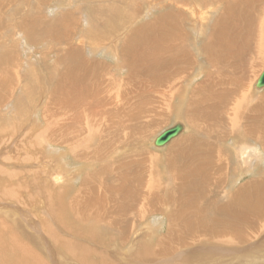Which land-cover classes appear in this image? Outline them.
I'll use <instances>...</instances> for the list:
<instances>
[{
    "label": "bare ground",
    "instance_id": "6f19581e",
    "mask_svg": "<svg viewBox=\"0 0 264 264\" xmlns=\"http://www.w3.org/2000/svg\"><path fill=\"white\" fill-rule=\"evenodd\" d=\"M200 1L205 6V2L209 0ZM213 1L219 4L229 2L227 0ZM49 3L50 0H36V2L33 0H0V108L15 95L18 88L21 91V96L17 101L19 106L16 108L18 114L19 111H28L27 106L22 110L23 101L28 97L27 94H37L40 98L45 92L48 94L49 102L45 107L47 110L44 115L48 129H45L46 134L39 135L41 139L48 141L47 143L60 141L59 143L71 152L75 161H83L88 168L99 165L96 171L90 172L82 184L80 203L76 200L78 205L73 204L74 217L84 221L93 218L102 222L107 231L116 228L122 236L126 234L128 223L123 221L125 218L113 219L112 216L135 212L140 213L139 216L142 219L156 212L165 217L169 216V221L172 220L170 229L176 223V226H181L190 233L200 231L202 235H219V233L228 235L231 232H240L243 227H247L250 228L253 239H257L255 237L261 233L258 229H264V221H258L259 218L264 217V166L261 165L264 155L259 152L257 155L260 146L264 152V93L253 94L252 83L264 63V23L260 26L259 32H257L253 17L243 18L244 20H240L239 25L223 20L213 25L210 24L211 18L206 17V10L202 6H196L191 9L192 13L189 15L191 23L195 26L193 29L200 32L203 28L205 33L202 34L208 36V38L205 36V44L202 47L197 43V41L200 42L199 37L203 38L199 34V36L195 35L196 39L190 45V50L187 48L185 43L187 38H185L181 21L175 25L176 28L172 29L175 38L172 36L165 39L158 38V36L151 39L147 35L138 39L140 36L135 34L137 32L130 36L127 35L119 56L123 58L124 53V58H127L126 49L133 50L130 54L136 56L126 59L127 62L124 59L121 60L125 62L122 64L123 67L126 65V68L128 66L135 69L137 66L135 63H139L138 66L141 69L138 71L142 70L144 71L142 74H148L145 73L147 68L145 69L137 59V56L141 57L138 53L143 54L145 49L148 53H152L150 59L156 58L159 61L158 64L152 62L149 68L157 67L156 71H153L156 74H149L153 82L154 93L148 95L137 87L141 84L151 86L147 83L148 79L144 81L143 78L136 76L139 73L135 76L130 73L128 80L124 81L122 76L118 77L116 73H111V69L106 65L81 57L82 49L86 45L82 43L76 47L72 44L71 34L74 32L72 28L76 27L77 23H73L68 17L71 18L73 13L71 15L68 12L64 13V19L61 20L49 19L44 10H49L46 8ZM164 19H160L159 28L164 29ZM57 24L58 28H56ZM153 25L151 27L155 28ZM148 28L150 27L142 30L148 32ZM175 29L178 30L177 33ZM209 30L210 33H208ZM35 35H37L36 38ZM54 40L60 44L57 52L59 61L55 67L52 65L48 76L49 83H46L43 77L44 72H37V66L34 63L28 64L26 69L22 68L24 62L21 63L18 60L21 57L20 48L23 43L22 48L25 53L27 51L31 53L37 49L45 50L51 47ZM165 40L170 41L165 44ZM140 41H142L141 44L136 43ZM33 44L37 48L33 47ZM40 44L42 46L39 47ZM43 46L48 47L44 49ZM162 46H168L167 51L159 53V47ZM101 47L108 51L112 48L110 44H95L93 49L97 51ZM62 48H64L63 51ZM174 49L175 53H173ZM109 53L113 55L112 52ZM46 56L43 57L46 59ZM202 56L206 62L202 60ZM114 57L117 60V57ZM163 57L166 59L163 60ZM122 66L118 61L116 70L120 75L124 72ZM179 66L183 68V74L182 70L178 69ZM21 71L24 75H21ZM46 71H48L47 68ZM205 75V79L192 89L195 85L194 80ZM186 77L190 78L187 83H183ZM135 79L140 81L137 82ZM46 90L49 91L46 92ZM177 99L179 100L176 103ZM36 100L39 101V99ZM172 105L176 106L175 117H183L192 125L199 127L200 134L208 123L218 124L220 127L217 129L213 127L207 131L205 137L207 141L200 140L201 135H195L174 145L166 155L170 168L162 171L163 176L159 172L157 157L148 153L144 146L146 135L163 125L165 121L163 114H166L167 109ZM41 106V104L36 105L35 111L38 112L35 114L33 112V121L31 114V117H28L30 120L21 125L20 122H14L15 126H12V129L17 130L19 127V133L18 131L16 133L20 134V131L30 128L32 132L31 130L27 132L34 134L37 129L29 125L35 126V123L39 122L37 116L41 112ZM184 125L187 127L185 123ZM232 134H236L234 139L236 142L239 140L253 142L257 151L252 148L239 151L238 147L233 145L234 157L224 152L220 147H223L224 140L233 136ZM65 151V154L60 153L59 156L49 151L45 156L50 158L55 167L65 168L68 161H66L67 164L62 162L70 154ZM236 157L237 162L243 168L246 170L250 168L251 172L257 171V173L254 179L241 186L235 194L227 195L225 187L228 185L226 182L228 175L225 174H228V166L226 164L230 159L235 160ZM42 164L45 169L50 166L45 162ZM75 171L70 169L67 174H74ZM240 173L239 178L242 174H248L247 171H240ZM74 175L76 177V174ZM161 178L167 179V183H163ZM63 179L65 180L63 176L56 175L53 181L57 183V186H62L65 192L73 191L75 187L74 183H71L76 178L72 182L68 181L70 180L68 177L67 182H63ZM76 201L74 203H77ZM121 222L123 225H120ZM159 225V223L153 224L150 228L151 232H154L155 227ZM173 234L169 231L168 241L172 243L183 241L178 232ZM245 238V236H239L238 233L233 237L240 242ZM195 239H193L194 243ZM125 242L126 240L122 239L121 244L124 245ZM130 247L127 250L128 253ZM84 249L88 251L87 248ZM69 250L74 252L72 249ZM78 254L81 253L78 252ZM87 256L80 255L81 260H89ZM122 257L120 260H124Z\"/></svg>",
    "mask_w": 264,
    "mask_h": 264
},
{
    "label": "rangeland",
    "instance_id": "374dc122",
    "mask_svg": "<svg viewBox=\"0 0 264 264\" xmlns=\"http://www.w3.org/2000/svg\"><path fill=\"white\" fill-rule=\"evenodd\" d=\"M33 1L36 2V0ZM195 1L196 0H50V3L47 4L46 7L49 8V10H44L45 14H48L49 19L56 20L64 19V13L66 12L70 13V15L73 13L71 15V18L73 19H71L70 16L68 17L70 21L75 24L77 23L76 25L74 24L76 27L73 26L74 28H72L74 32H71V36L73 37L72 44L76 47L82 43H85L86 45V47L82 49L81 57L92 62H99L102 63V65H106L111 69V73H116L118 77L122 76L121 78L124 81L128 80L130 73H133L132 75L134 76L139 73V75L136 76L141 79L143 78L144 81L148 79L147 83L151 86L141 84L137 87H140L146 94L152 95L154 93L152 89L153 82L149 74H156L153 71H156L157 67L155 66V69L149 68H151L152 62L158 64L159 61H157L156 58L153 60L150 59L152 53H148L146 49L142 52L143 54L137 49V53L139 52L138 54L141 55V57L137 56V59H139V61H137L141 62L145 69L147 68L145 73L148 74H142L144 73L142 70L138 71V69H141V67L139 68L138 66L139 63H135L137 65L135 69L128 66L126 68V65L123 67L122 64L125 62H121V60L124 59V61L127 62L129 58H134L133 56H136H132L130 53L133 50L130 51L129 49H126L127 58H124V53L123 58L119 56L121 53L119 51L123 49L122 45L126 41V38L128 37L127 35L130 36L134 34V32H137L135 34H138V37L140 36L138 39L147 35H149L148 37L151 39L158 36V38L163 37L165 39L172 36L175 38L172 29L181 21L186 35L185 38H187V41H185L187 48L190 50V45L194 42L193 40L196 39L195 35L199 36V34L203 36V38L201 39V37H199L200 42L197 41V43L198 46L202 47L208 36L205 35V37L203 35L205 33L203 28L200 29V32L194 30V23L192 24L190 19L192 13L191 9L196 6H202L206 10V17L211 18L212 21L210 24L213 25L222 20L224 22L239 25L240 20L243 21L244 19L253 17L257 32H259L261 30L260 26L264 23V0H227L229 2H221L220 4L215 3L216 1L209 0L205 2V6H203V3L200 0H197V2ZM69 10L73 12H70ZM209 11H211V13H209ZM8 15H10V13H8ZM161 18H165L163 22L164 29L159 28V21ZM151 25L155 26V28H152ZM146 27H150L148 28V32L142 30ZM56 28H58V24ZM175 31L176 33L178 32L176 29ZM90 32H92V34ZM208 33H210V30ZM179 36L181 35L179 34ZM36 37L37 35H35V38ZM169 41L170 40H165V44ZM141 42L142 41L136 43L141 44ZM90 44H92V46H90ZM95 44H110L112 48L108 51L101 47L99 50L94 51L93 46ZM23 45L24 44L21 43V57L18 59L21 63L24 62L22 68L26 69L28 64L34 63L35 66H37V72H44V75L43 73L42 75L45 78V82L49 83L48 76L50 75L52 65L55 67L59 61L57 52L60 44L54 40L51 47L48 49H45L48 46H43L45 50L37 49L33 50L31 53L28 51L25 53L22 48ZM38 46L40 47L42 44ZM33 47L37 48L35 44H33ZM167 47L168 46L159 47V53L167 51ZM63 50L64 48H62V51ZM109 52H112L113 55L117 57V60ZM134 52L136 51L134 50ZM173 53H175V49L173 50ZM44 55H47L46 59L43 57ZM165 59L163 57V60ZM115 60L117 62H115ZM202 60L206 62L203 56ZM27 61H29V63H27ZM118 61H120L124 71L121 75L116 70ZM180 67L181 66H179L178 69L182 70L181 73L183 74V68ZM207 67L208 66L206 65V68ZM46 68L48 71H46ZM124 69H127L128 71L126 72ZM205 70L206 69L203 67V71ZM263 70L264 63H262L260 70L252 83V93L255 95L264 93V88L259 90L255 87ZM21 75H24L23 71H21ZM205 77L206 75L194 80L193 83L195 85L192 86V89L203 81ZM189 78L190 77H186V80L183 83H187ZM135 80L137 82L140 81L139 79ZM41 82L44 81L41 80ZM156 86L157 85H155V87ZM47 91L49 90H46V92ZM20 92V88H18L15 91V95L6 102L8 104L5 106V103L0 108V137H2L0 138V264H264V229L259 227V229H257L260 230L261 233L255 237L257 238L255 240L253 239L254 237L251 230H249L250 228L247 227H243L240 232H231L228 233V235H222L220 233V236L218 234L202 235L200 231L190 233V231H186L185 228H181L180 225V227L176 226V223H174L172 227L173 230L170 229L169 226L172 224V220L169 221L170 219L167 215L165 217L156 212H152L141 219L139 216L140 213L133 212L126 215L112 216L113 219L121 217L125 218L123 221L128 223L126 225V234L121 236L119 235V230H116V228L107 231L102 222H98L93 218L87 220V222L78 217H74L72 209L74 206L78 205L82 184H84L83 182L86 181L90 172L96 171L97 167L99 168V165H97V167L95 165L94 167L88 168L86 167L88 165H84L83 161H75L76 159L74 156L64 148L65 146L59 143L60 141L49 143H47L48 141H43L40 136L44 133L46 134L47 132H45V129H48L44 117L47 110L45 107H47V104L49 103L47 99L48 94L44 92L43 96L41 95L40 98L37 97L39 96L37 94H27L28 97L23 101L22 110L27 106L28 111H19L18 114L16 108L19 106L17 101L21 96ZM36 99H39V101ZM178 100L179 99L175 100L176 103ZM39 104L42 105L41 114L39 113L37 116L39 122L35 123V126L29 125V127L37 129V131L34 132V134H29L27 132L28 130H31L30 132H32V129L29 128L25 131H20V134H17L19 133V127L17 130H15V128L12 129V126H15L14 122H20L21 125L25 121L30 120L28 117H31V114L33 121V112L34 114L38 112L35 111V107ZM175 110V105L170 106L169 109H167L166 114H163L165 115L163 125L146 135L144 147L148 153L157 157L159 172H161V175L163 176L164 173L162 174V171L170 168L169 162H167L168 157L166 155L174 145L195 135H201L202 137H200V140L207 141L205 140L207 131L213 127L216 129L217 127H220L218 124H213V126L208 123L207 127L202 131L204 133L201 132L200 134L199 127L196 125L194 126V124L192 125L183 117H175ZM16 116L18 117L17 119ZM178 123L183 125L185 123L187 125V127L184 125L186 127L184 133L164 149L154 147L153 142L155 138L164 130L171 128ZM8 133L10 134L8 135ZM232 135L233 136L224 140L225 143L223 144V147H220L224 152L229 153L230 156H232V152H234L233 145L238 147L239 151L245 148H252L257 151L253 142H244L241 140L236 142V140H234L236 134ZM2 139H4V142L1 141ZM8 146L9 148L12 147V149H9ZM48 148L49 150H47ZM62 150H66L65 152L68 154L70 153L69 156L66 154L67 159L63 160V162L61 161L65 164H67L66 161H68L67 167H65L66 169L58 166L55 167L54 164L52 165L50 158L45 156L48 155L49 151L54 152V154L58 156L60 153L65 154ZM258 152L264 155L261 146L257 151V155ZM40 159L42 160L41 162ZM230 161L226 164L228 166V174H225L226 176L228 175L226 181L228 182V185L225 187L227 195L235 194L241 186L254 179V175L257 173V171L254 173L253 171L251 172L250 168H247V170L246 168H243V166L237 162V157L235 160L230 159ZM44 162L50 165L47 169H45L42 164ZM261 165L264 166V161ZM70 169L76 170V173H74L76 174V177L72 173L69 175L67 174ZM240 171H247L248 174H242L241 178H239L238 175L241 174ZM56 175L63 176L65 178V180L63 179V182H67V177L70 179L68 180L69 182H72V180L76 178V180L71 183H74L73 186L75 189L73 191L70 190L69 193H67V191L65 192L62 186H57V183L53 181ZM161 180L163 183H167V179L161 178ZM224 180H226L225 177ZM173 196L175 197V195ZM75 201L77 203H74ZM73 204L75 205L73 206ZM258 221L263 222L264 217L259 218ZM122 222L120 225H123ZM157 223L160 225L155 227V229L153 228L154 232H151V226ZM169 231H172V234L174 231L173 235L178 232V234L182 236L183 241H180L179 243L168 241L167 238L169 235L167 234H169ZM237 233L239 236H245L246 238L242 242L233 239ZM59 235L60 237H58ZM197 236L199 237L196 238ZM122 239L126 240L124 245L121 244ZM193 239H195V243ZM66 243L68 248L72 249L74 252H71V250L66 247ZM167 245H169V247ZM72 246L78 248H72ZM115 246L117 249H115ZM125 246H127V248ZM82 247L83 249L80 250ZM119 247L124 248L125 250L122 251ZM129 247L130 249L128 253L127 250ZM84 248H87L88 251H85L86 249ZM75 252H77V254H75ZM78 252L81 254H78ZM80 255L90 256H87L89 259L87 260L88 262L82 261ZM121 256H123L122 258H124V260H120ZM254 256H256V258Z\"/></svg>",
    "mask_w": 264,
    "mask_h": 264
},
{
    "label": "water",
    "instance_id": "95a60500",
    "mask_svg": "<svg viewBox=\"0 0 264 264\" xmlns=\"http://www.w3.org/2000/svg\"><path fill=\"white\" fill-rule=\"evenodd\" d=\"M255 87L257 89H263L264 88V70L261 73L260 77L258 78ZM184 131V125L178 123L171 128H168L161 132V134L155 139L154 145L156 148H163L167 144H169L171 141L179 137L182 132Z\"/></svg>",
    "mask_w": 264,
    "mask_h": 264
}]
</instances>
